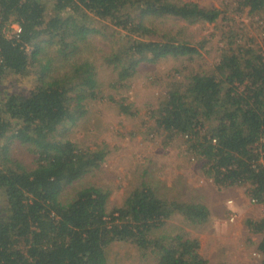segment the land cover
<instances>
[{
	"label": "trees",
	"instance_id": "16d2710c",
	"mask_svg": "<svg viewBox=\"0 0 264 264\" xmlns=\"http://www.w3.org/2000/svg\"><path fill=\"white\" fill-rule=\"evenodd\" d=\"M237 4L238 11L264 12V0ZM223 14L181 0H0V264H108L116 242L136 246L158 264H211L197 239L166 228L175 216L201 224L209 207L159 194L147 168L113 209L111 191L95 184L68 196V188L101 169L109 150L80 147L67 132L93 101L108 99L134 114L104 92L98 63L87 53L89 39L119 40L120 48L101 59L116 74L111 86L119 88L144 63L200 55L203 44L170 24L214 23ZM12 22L22 29L15 37L6 34ZM238 37L233 30L223 35L212 70L176 76L152 117L166 145L184 138L185 153L216 186H246L264 204V50ZM7 75H33L36 83L26 93L7 90ZM14 141L37 156L34 168L12 157ZM246 225L262 236L257 252L264 264V218Z\"/></svg>",
	"mask_w": 264,
	"mask_h": 264
},
{
	"label": "rangeland",
	"instance_id": "374dc122",
	"mask_svg": "<svg viewBox=\"0 0 264 264\" xmlns=\"http://www.w3.org/2000/svg\"><path fill=\"white\" fill-rule=\"evenodd\" d=\"M181 1L197 2L224 11L214 23L179 21L170 24L176 25L175 29L182 28L193 42L203 44L200 55L194 59L169 57L154 64L144 63L125 81V86L114 88L111 83L116 74L103 65L101 59L112 48H118L119 40L89 39L87 53L98 63L104 92L130 104L134 114H123L115 103L102 99L91 102L86 116L75 126L68 127L69 138L80 147L96 149L104 144L109 154L101 169L68 188L67 195L82 186L95 184L111 191L108 207L113 209L124 202L147 168L159 194L196 199L209 207V217L203 223L191 225L183 217L175 216L167 225L168 230L182 231L197 239L199 253L211 264H260L262 257L257 252V245L262 236L251 233L246 222L264 218V204L254 203L247 195L246 186H216L203 174L200 162L185 153L182 136L166 145V134L158 129L152 112L158 108L166 88L176 76L181 79L195 70H212L226 43L223 35H228L230 30L237 33L238 38L242 37L243 44L264 50V12L238 11L237 0ZM109 29L113 31L111 27ZM4 81L7 90L25 93L36 83L33 75H7ZM11 155L28 168L36 166L37 156L19 141L13 142ZM108 257V264H158L154 258L143 259L136 246L124 242L112 244Z\"/></svg>",
	"mask_w": 264,
	"mask_h": 264
},
{
	"label": "built area",
	"instance_id": "2783aa9c",
	"mask_svg": "<svg viewBox=\"0 0 264 264\" xmlns=\"http://www.w3.org/2000/svg\"><path fill=\"white\" fill-rule=\"evenodd\" d=\"M21 26L19 23L17 22H12L8 25V28L6 30V34L9 37H15L18 36L21 33ZM254 203H257L256 200H252ZM259 204V203H258ZM232 220H234V218H232ZM260 256V255H259Z\"/></svg>",
	"mask_w": 264,
	"mask_h": 264
}]
</instances>
